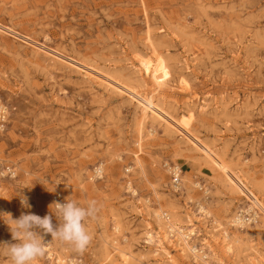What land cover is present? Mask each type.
Wrapping results in <instances>:
<instances>
[{
    "label": "rangeland",
    "instance_id": "374dc122",
    "mask_svg": "<svg viewBox=\"0 0 264 264\" xmlns=\"http://www.w3.org/2000/svg\"><path fill=\"white\" fill-rule=\"evenodd\" d=\"M0 105V212L96 204L34 264H264V0H0Z\"/></svg>",
    "mask_w": 264,
    "mask_h": 264
},
{
    "label": "clouds",
    "instance_id": "9594fccd",
    "mask_svg": "<svg viewBox=\"0 0 264 264\" xmlns=\"http://www.w3.org/2000/svg\"><path fill=\"white\" fill-rule=\"evenodd\" d=\"M21 204L30 208L28 198L22 196ZM55 211H52V206ZM50 212L43 218L36 214L22 213L19 218L13 219L11 214L0 212V217L8 216L9 226L14 243L2 242L11 264H34L46 253L47 244L43 234H51L53 239L71 245L75 251L83 252L90 244L92 237L89 234L85 221L94 217L97 209L94 201L87 206H81L77 201L65 198L63 203L53 201L49 205ZM59 221L58 225L52 222V216ZM2 219V218H0Z\"/></svg>",
    "mask_w": 264,
    "mask_h": 264
},
{
    "label": "bare ground",
    "instance_id": "6f19581e",
    "mask_svg": "<svg viewBox=\"0 0 264 264\" xmlns=\"http://www.w3.org/2000/svg\"><path fill=\"white\" fill-rule=\"evenodd\" d=\"M154 70V69H153ZM201 209V208H200ZM204 215V214H203ZM167 216V215H166ZM160 217H161V215H160ZM233 221H234V223H237V222H239V220L237 219V216H235L234 218H233ZM164 223V222H163ZM163 223H161V224H163ZM166 223V222H165ZM240 223V222H239ZM241 224V223H240ZM166 228H167V232H165V233H167V234H171V232L174 234V236L176 235V237H175V245L176 246H179V250L180 251H183V250H185V247H187L194 255V258H196L198 255H196L197 253H194V252H196L195 251V248L193 247V245H191L190 243H189V240L191 239V237H190V235H194L195 234V231L193 230V229H191V230H189V232L188 233H183L182 232V229H179L180 227H178L174 222H169V223H167L166 225L165 224H163ZM193 228V227H192ZM164 233V232H163ZM164 233V234H165ZM163 235V234H162ZM145 236H147V239H148V241L149 242H151L152 241V235H151V233L150 232H146V235ZM159 236V235H158ZM167 237H168V235H167ZM170 237V236H169ZM226 235H223V234H221V238H222V249H224V251H230L231 250V248H230V246H229V244L228 243H226V241H225V239H226ZM211 238H213V236H211ZM229 239H230V237H229ZM228 239V240H229ZM165 241V240H164ZM213 241H215L214 239H213ZM174 244V243H173ZM118 249V248H117ZM201 250V249H200ZM123 251V250H122ZM122 251H120V254L122 255V256H124L125 254L122 252ZM186 252V251H185ZM203 252V251H202ZM204 253V252H203ZM202 254V253H201ZM120 255V256H121ZM207 257V256H206ZM124 258V257H123ZM191 258V257H190ZM198 258H200V256L198 257ZM204 262V261H203ZM205 264H207V262L205 261Z\"/></svg>",
    "mask_w": 264,
    "mask_h": 264
},
{
    "label": "built area",
    "instance_id": "2783aa9c",
    "mask_svg": "<svg viewBox=\"0 0 264 264\" xmlns=\"http://www.w3.org/2000/svg\"><path fill=\"white\" fill-rule=\"evenodd\" d=\"M5 118V108L3 106L0 105V121H3ZM171 180H172V185L175 189H178L179 185H180V173H181V169L178 168L177 166L175 167H171ZM1 174L6 175V176H14V170L12 167H10L9 165H5L2 167L1 169ZM52 201H58L63 203L65 201V197L60 193L57 192L52 196ZM55 209V206H54ZM2 218V217H0ZM237 219L239 220V222H252L255 220V217L252 215V213L249 212V214H238L237 215ZM4 225L3 219H0V228Z\"/></svg>",
    "mask_w": 264,
    "mask_h": 264
}]
</instances>
